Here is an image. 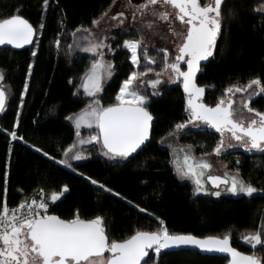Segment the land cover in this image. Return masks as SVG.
Returning <instances> with one entry per match:
<instances>
[{
    "label": "trees",
    "instance_id": "16d2710c",
    "mask_svg": "<svg viewBox=\"0 0 264 264\" xmlns=\"http://www.w3.org/2000/svg\"><path fill=\"white\" fill-rule=\"evenodd\" d=\"M115 2L49 0L45 10L42 0H0V19L19 14L37 29L41 22L44 23L31 48L13 50L0 47V71L5 76L0 85L7 94L5 110L0 113V204L5 195L7 172L9 206L17 205L26 195L38 198L41 188L50 197L52 191H61L62 186L67 185L68 191L59 200L52 202L49 199L51 214L62 219H72L76 214L82 219L102 215L110 239H126L136 230H157L159 221L163 220L172 233H193L201 237L230 234L234 247L250 254L255 252L264 259V247L253 249L242 239L264 223V192L258 191L251 197L201 194L193 182L176 171L171 150L166 144L170 137L174 136L181 145H189L198 158L213 153L221 139L219 132L200 121L175 132V125L189 120L190 115L186 110L187 94L181 80L171 85L162 83L158 95L150 89L141 91L149 97L146 106L154 116L152 138L132 158L110 159L103 155L102 145L93 142L77 144L84 158L70 159L71 168L59 163L65 158L64 148L78 139L86 140L90 132H98L96 127L83 129L77 137L75 119L68 117H76L95 100L105 107L115 103L122 82L134 70L144 72L146 67L153 68L154 71L145 77L161 72L163 55L153 49L167 48L168 62L175 60L176 52L168 46L170 34L165 29L160 31L159 26L156 32L160 33L155 34L162 39L164 46L154 41L148 45V54L157 63L150 64L141 51L140 65L136 69L123 41L138 39L143 33L153 35L143 27L115 28L107 42L113 51L103 50L104 58L113 64L114 73L96 96L86 94L84 80L92 61L99 57L83 51L87 42L81 39V34H77L74 42L72 32L81 25L92 29V20L100 18ZM141 2L132 0L133 5ZM262 5L264 0H225L222 5L225 19L214 55L203 65L196 80L199 86L206 88L202 101L209 106H214L221 97L227 99L225 89L233 84L243 87L256 77L264 82V12L255 10ZM17 9H20L19 13ZM229 9L235 12L234 16L228 15ZM57 38L61 41L59 49L54 43ZM68 45L72 48L69 49ZM33 50L36 56L31 55ZM29 64L32 65L31 76L28 74ZM26 81L29 88L25 93ZM245 97L246 93H235L234 107L239 109L240 101ZM250 107L264 112V93L253 96ZM244 112L245 118H251L252 114ZM12 131L23 139L13 140ZM170 132L174 135L169 136ZM37 149L48 152L49 156ZM220 159L228 170L239 169L245 181L264 188V152L232 148L223 150ZM89 176L113 192L92 184L87 179ZM116 192L120 196H116ZM150 256L148 264L228 262L227 257L195 250H162L158 259L150 250Z\"/></svg>",
    "mask_w": 264,
    "mask_h": 264
},
{
    "label": "snow or ice",
    "instance_id": "6c2138e0",
    "mask_svg": "<svg viewBox=\"0 0 264 264\" xmlns=\"http://www.w3.org/2000/svg\"><path fill=\"white\" fill-rule=\"evenodd\" d=\"M224 3L225 0H204V2L202 0H142L141 3L133 5L132 0H128L129 7L133 9V20H137V13H139L143 27L153 32L161 24H166L168 31L179 41L178 54L171 63L168 62L167 48L153 49L162 53L163 67L161 72L155 73L156 78L147 80V84L157 89V86L162 84L163 73L171 72L175 74L176 79L182 78L183 89L187 94L186 110H189L190 115L189 120L175 125V132L186 128L194 121H200L221 134L220 141L213 149L217 156L225 147H233L230 142L225 144V132L230 133L231 139L239 142L240 146L248 151L264 152V112L250 107L252 97L264 93V82L261 78L250 79L243 87L238 84L229 86L225 89V93L228 94L227 99L221 97L214 107L201 102L205 89L195 83L200 62L214 55L217 38L221 34L225 19V12L222 9ZM42 4L46 10L49 0H42ZM169 7L175 9V12L169 11ZM255 10L264 12V5ZM19 11L20 9L16 10L17 13ZM107 15V12L102 13L100 18L92 20V25L99 26L100 21ZM228 15L234 16L235 12L229 9ZM110 19H119V23L123 24L125 13L117 12ZM177 20L184 26L183 30L176 27ZM60 23L63 24V21ZM43 28L44 23L41 22L38 29ZM38 29L19 14L0 19V45L9 44L22 48L24 45L33 43V37ZM77 34H81V39L87 42L83 51L95 53L100 57L92 61L87 81L83 85L87 94L94 97L102 90V70H106L107 76L112 75L113 64L103 60L105 55L103 49L107 48L109 51L113 49L111 45L105 43L108 37H97L91 28H85L83 25L76 28L72 32L74 42ZM54 43L59 49L60 39L57 38ZM123 46L131 52L133 65H140L141 51L146 61L153 65L157 63L156 59L148 54L149 48L145 43L144 35L138 39H125ZM68 48L71 49L72 45H68ZM31 55L36 56V51L33 50ZM181 61L186 63L187 70L181 69ZM153 71L151 67H146L144 72L132 71L122 82L115 97V103L105 107L99 100H95L76 117H68V119H75L77 129L81 127V124H87L88 127L95 125L98 132L87 140L78 139L64 148L65 158L59 160V163L71 168L70 159L84 158L77 144L92 142L101 144L103 155L113 160L117 158L127 160L132 158L138 150H142V146L150 138L153 116L146 106L150 102L149 97L141 94L139 90H134L133 85L137 81L144 83L142 78ZM31 73L32 65L29 64V76ZM4 79V73L0 71V81ZM28 88L26 81L25 93ZM250 89L252 91H249ZM235 93H246V97L240 101L239 109L234 107ZM153 94L158 95V89ZM6 100V91L3 86H0V112L5 110ZM244 110L252 114L251 118H245ZM10 135L13 140L23 139L22 136L17 137L16 131H12ZM76 135L80 136L79 131ZM172 135L174 132L169 133V136ZM37 151L43 152L42 149ZM43 155L49 156V153L43 152ZM212 167L213 165L207 159L202 158L196 161L194 157L185 154L183 163L177 164V171L182 177L194 178L197 185L196 191L201 192L205 190L203 178ZM7 176L8 173L5 172V195L0 204V264H142V261L143 264H148V259H151L150 250L158 259L162 250L182 246L230 254L231 259L228 264H264V259L255 252L249 255L232 247L230 234L201 237L193 233H172L165 226L164 221L160 220V227L157 230H136L128 238L116 240L110 239L107 234L105 218L102 215L82 219L79 214H76L72 219H62L58 215L49 214V199L52 202L59 200L68 191L67 185H63L61 191H52L50 197L41 188L38 198L35 195L32 197L26 195L17 205L10 207L7 201ZM87 179L92 184L113 192V189L107 188L104 183L90 176ZM207 180L211 181L217 189L221 184L225 185L226 190L233 194L243 193L251 197L258 191L264 192V188H257L251 181H245L240 176L239 169L231 174L225 172L223 176L207 174ZM213 194L220 196L221 192L217 190ZM115 195L120 196V193L116 192ZM242 239L253 249L257 246L264 247V223L261 227L244 235ZM106 252L110 253L107 257H105Z\"/></svg>",
    "mask_w": 264,
    "mask_h": 264
},
{
    "label": "rangeland",
    "instance_id": "374dc122",
    "mask_svg": "<svg viewBox=\"0 0 264 264\" xmlns=\"http://www.w3.org/2000/svg\"><path fill=\"white\" fill-rule=\"evenodd\" d=\"M173 9L171 7H169V11H172ZM123 11L125 13V19H124V23L120 24L119 23V19L117 20H112L110 19V17L115 16L117 12ZM132 11L133 9L131 7H129L128 5V0H116V2L112 5V7L107 11L108 15L105 16L101 21H100V25L99 26H93L92 30L94 32V34L99 37H110L112 30H114L115 28H129V27H143V24L140 21L139 18V13H137V20H133L132 18ZM176 27L178 29L183 30L184 26L177 20L176 21ZM144 28V27H143ZM166 30L167 34L169 37L168 40V46L173 47V51H175L177 53V46L179 41H177L172 34L168 31L167 25L166 24H161L160 25V31L162 30ZM150 34H152L154 36H147L146 34L143 33V35L145 36V43L147 45L150 44V42L154 41L155 43H157L160 46H164L163 41L160 37H158V34L160 32H153L152 30H149ZM158 33V34H155ZM163 33V32H162ZM108 39L105 40V43L107 44ZM104 50V49H103ZM105 61V59H103ZM106 62V61H105ZM111 76H107L106 70H102V80H101V84H103L105 81H107L108 79H110ZM155 74L153 76H149V77H143L142 79L145 81L144 83H140L139 81H137L136 83H134L133 88L134 90H139L140 92L142 90H146V89H150V90H154L157 91L158 88L161 87V85L157 86V89H153L151 87V85L147 84V80L149 79H154ZM175 77L174 74L171 72H166L162 74V83L163 84H167V85H171L173 83H175L174 81ZM87 81V79L85 80V82ZM87 93V92H86ZM74 126L76 127L75 121H74ZM95 126V125H93ZM92 127H88L87 124H81V127L79 129H77L78 131H81L83 129L88 130L92 129ZM88 139V138H87ZM86 139V140H87ZM224 139H225V144L227 145L229 142L233 145V147H225L224 150H229L232 148H243L242 146H240L239 142L235 141L234 139H231L230 135L228 133H224ZM91 144V143H86ZM167 146L170 148L171 153H172V160L174 163V166L176 168L177 171V164L178 163H183V158L185 154L190 155L191 157H194L196 161H199L200 159L204 158L207 159L209 162H211V164L213 165L212 169L209 170L208 173H206L205 177L203 178V187H204V191L198 192L201 194H211L213 196V193L217 190H219L221 192L220 196H216V197H221V196H225V195H231V196H237V195H246L243 193H239V194H233L231 192H228L226 190V186L221 184L219 189L216 188L215 185H213L209 180H207V174H211V175H220L223 176L225 172L228 173H234L235 171L232 170H228L224 163L221 161L220 159V155L217 156L214 152L210 153L204 157L198 158L193 154V151L191 149V147L189 145H181L180 143H178V141L176 140V138L174 136L170 137L167 141H166ZM178 173V171H177ZM180 175V174H179ZM181 176V175H180ZM182 177V176H181ZM187 180H190L191 182H193L195 184V180L192 177H183ZM195 186L197 187V185L195 184ZM257 193V192H256ZM255 194V193H254ZM245 242V241H244ZM246 243V242H245ZM248 244V243H247ZM108 254H105V257H107Z\"/></svg>",
    "mask_w": 264,
    "mask_h": 264
},
{
    "label": "water",
    "instance_id": "95a60500",
    "mask_svg": "<svg viewBox=\"0 0 264 264\" xmlns=\"http://www.w3.org/2000/svg\"><path fill=\"white\" fill-rule=\"evenodd\" d=\"M9 18V17H8ZM36 36V35H35ZM35 36L33 37V43H31V44H28V45H24L22 48H16L14 45H9V44H4V45H0V47H2V48H11V49H13V50H24V49H28V48H31L32 46H33V44H34V40H35ZM218 39V38H217ZM176 57V56H175ZM210 58V57H209ZM209 58H208V60H209ZM208 60H205V61H201L200 62V70L196 73V77H195V83L197 84V82H196V80H197V78H198V74H199V72L201 71V69H202V67H203V65L208 61ZM184 64H185V66H186V70H187V65H186V63L184 62ZM181 81H182V78L180 79ZM182 86H183V81H182ZM1 86V85H0ZM197 86H199L198 84H197ZM199 87H203L204 89H206L204 86H199ZM204 94H205V92H204ZM204 94H203V96L201 97V102H203L202 101V99H203V97H204ZM203 103H205V102H203ZM206 104V103H205ZM215 106V105H214ZM214 106H212V107H214ZM1 113V112H0ZM153 116V115H152ZM153 119H154V116H153ZM207 125V124H206ZM207 126H209V125H207ZM210 127V126H209ZM152 128H153V121H152V126H151V130H150V138H149V140L148 141H146V143H145V145H143L142 146V149L148 144V142L151 140V138H152ZM212 128V127H211ZM213 130H215L216 131V129H214L213 128ZM141 150H138V152L137 153H139ZM136 153V154H137ZM136 154H133V156L134 155H136ZM211 182V181H210ZM212 183V182H211ZM231 244H232V242H231ZM232 247H234L233 245H232ZM234 248H236V247H234ZM237 249V248H236ZM178 250H195V251H198V252H200V253H202V254H207V255H217V256H224V257H227L228 258V261L231 259V257H230V254H225V253H217V252H207V251H203V250H201V249H199V248H196V247H193V246H182L181 248H173V249H166V250H163V251H178ZM239 252H241V253H245V254H249V255H251L250 253H246V252H243V251H241V250H239V249H237ZM143 262V261H142ZM227 264H228V262H227Z\"/></svg>",
    "mask_w": 264,
    "mask_h": 264
},
{
    "label": "crops",
    "instance_id": "0c3cea01",
    "mask_svg": "<svg viewBox=\"0 0 264 264\" xmlns=\"http://www.w3.org/2000/svg\"><path fill=\"white\" fill-rule=\"evenodd\" d=\"M90 53V52H89ZM131 53V52H130ZM91 54H94V53H91ZM98 59H100V57L98 58ZM103 59H105L104 57H103ZM130 59H131V57H130ZM105 61L106 62H110V61H108L107 59H105ZM134 67L137 69L138 68V66H136V65H134ZM90 72V71H89ZM113 73H114V71H113V68H112V75H113ZM89 74V73H88ZM88 74H87V76H86V78H85V80L87 79V77H88ZM112 75H111V77H112ZM85 80H84V83H83V85L85 84ZM109 80V79H108ZM107 80V81H108ZM106 82V81H105ZM104 82V83H105ZM104 83L102 84V87H103V85H104ZM83 89H84V91H85V88L83 87ZM134 89V88H133ZM85 93H86V91H85ZM87 94V93H86ZM142 94V93H141ZM93 128H95V126H93ZM89 129V128H88ZM86 130V129H85ZM94 134H96L94 131L93 132H90V135H89V137L91 136V135H94ZM84 136V135H83ZM93 143V142H92Z\"/></svg>",
    "mask_w": 264,
    "mask_h": 264
},
{
    "label": "flooded vegetation",
    "instance_id": "af4514ba",
    "mask_svg": "<svg viewBox=\"0 0 264 264\" xmlns=\"http://www.w3.org/2000/svg\"><path fill=\"white\" fill-rule=\"evenodd\" d=\"M172 11L175 12V9H173ZM177 54H178V53H176L175 56H176ZM174 58H175V57H174ZM180 63H181V69H182V70H186V66H185V64H184V61H181ZM173 74H174V73H173ZM174 77H175V74H174ZM179 80H180V79H176V78L174 79L175 82H177V81H179ZM226 133H227V132H226ZM228 134L230 135V133H228ZM105 254L110 255V253H107V252H106Z\"/></svg>",
    "mask_w": 264,
    "mask_h": 264
},
{
    "label": "built area",
    "instance_id": "2783aa9c",
    "mask_svg": "<svg viewBox=\"0 0 264 264\" xmlns=\"http://www.w3.org/2000/svg\"><path fill=\"white\" fill-rule=\"evenodd\" d=\"M49 214H51V205H50V203H49Z\"/></svg>",
    "mask_w": 264,
    "mask_h": 264
}]
</instances>
